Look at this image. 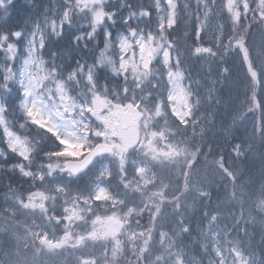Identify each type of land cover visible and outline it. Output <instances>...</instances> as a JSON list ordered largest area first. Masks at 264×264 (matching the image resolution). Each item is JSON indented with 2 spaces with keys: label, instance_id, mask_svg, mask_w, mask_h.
<instances>
[{
  "label": "trees",
  "instance_id": "obj_1",
  "mask_svg": "<svg viewBox=\"0 0 264 264\" xmlns=\"http://www.w3.org/2000/svg\"><path fill=\"white\" fill-rule=\"evenodd\" d=\"M124 1L126 6L124 9L128 10L145 2V0ZM248 1L254 8L247 6V12L240 14V22L235 23L236 28L235 24L230 27V35L223 44L212 46L207 48L208 51L199 53L196 52L197 44L193 40L195 24L192 5L184 0L176 2L175 22L167 32L169 53L170 56L175 54L178 58L182 74L181 84L187 94L192 119L201 114L206 115L202 120H190L192 126L181 125L170 117L164 95L166 86L160 71L162 66L157 63L158 57L155 56L150 62L148 75L143 70L138 74L137 70L129 66L126 72L127 79L122 83L104 69H97L94 80L95 95L102 110H112L117 105L127 104L129 101L127 97L130 94L127 93V96L126 92L132 89L133 98L141 99L138 106L141 121H150L154 128L158 126L166 136H170L173 157L172 160L164 159L153 164V180L139 189L124 184L129 176L127 169L120 171L115 164L107 162V186H110L112 193L121 200L113 212L122 216L123 222L113 237L104 236L95 241H87L88 250L74 247L76 264H170L168 252L158 240V235L161 233L174 239L175 243H185V237L190 236L191 239L187 243L192 248V254L202 260L192 237L194 208L199 206H201L199 218L204 225L211 216L227 217L233 214L240 223L236 227L241 228L239 236L241 248L256 252L264 262V214L253 211L252 198L243 192L248 189L247 185L256 182L261 184V180L264 179L262 172L264 162L260 159L261 153H264L261 149L262 146L264 147V74L259 68V65L263 66L264 61V25L261 26L260 6L256 0ZM29 3L31 8L26 6ZM53 3L63 8H70L75 19L73 26L78 28L81 24L85 32L90 30L93 24V13H99L102 6L101 1L94 3L89 1L88 7L84 8V11H79V7L83 5L78 7L76 0H68L67 3L65 0H23V2L18 0L17 15L23 18L32 9L41 12L43 6ZM15 23L19 27V19H16ZM63 27L66 31L63 40L55 43L49 41V47L42 49V55L49 59L50 50L62 53L64 59L57 58L56 64L58 66L62 64L61 71L67 75L70 72L67 69L71 66L64 68L65 65L76 64L77 61L85 63L91 59L92 54L101 44L102 25H97V30L100 29L93 39L87 42V49L72 48L70 52L68 46L71 31L68 30L67 24ZM117 29L125 30L124 25L118 26ZM13 43L17 42L13 41ZM18 44L20 51L14 63L5 59L7 53H0V63L4 65L0 68L3 70L0 84L4 83L5 75L11 74L13 79L8 83L14 90L19 84L17 61L22 51V44L19 42ZM132 51L133 49H130L131 54ZM9 66L11 73L6 71ZM210 81L214 82L213 87ZM206 91L208 93H205ZM212 94L217 98L215 99ZM237 96L240 102L236 104L239 106L242 104L246 109L243 115L253 120L252 128L246 134L251 148L240 142H233L231 146L226 144L221 150L214 148L216 145L212 148L207 146V141L210 146L213 142H220L221 134V128L218 130L214 123L217 115L213 114L212 110L210 111L212 114L208 113V108H215L222 98L228 97L232 100L238 99ZM15 97L14 92L12 98ZM157 105H160L159 110H156L159 114L155 120H152ZM223 106L225 108L226 104ZM102 110H99L98 114ZM6 120L10 121L12 129L22 138L25 136L28 138L29 146H37V151H34L30 157L32 161L41 160L39 157L42 154L39 150L41 146L43 151L44 148L50 151L59 148L54 137L41 139L42 135H46L42 129L34 125H26L25 129L20 128V124L24 122V114L20 108L10 109L6 114ZM102 124L104 126V121ZM106 129L109 127L107 126ZM198 132L202 136L199 137L198 146L192 147L190 140ZM238 132L240 134V130ZM107 135L110 136V133ZM206 135H209L213 142L206 139ZM232 138L241 140L238 133ZM104 139L114 143L112 136L111 139ZM252 140L256 141L252 142ZM0 150L8 156V159H2L3 162L0 163H6L8 160L15 163L19 160L14 153L8 152L1 130ZM66 153L68 154L67 151ZM79 153L74 152L69 155L75 156ZM1 158L2 155L0 161ZM90 169L82 175L70 178L68 193L75 191L79 195L90 196L89 182L86 181L89 187H84L80 183V180L85 181L87 174L91 173ZM6 173L4 168L0 170L1 175ZM236 174L239 176L238 179ZM10 175L15 178L16 185H10L9 199L15 210L23 216V220L16 219L8 210H0V264H44L42 260H45V264H57V260L66 264L55 248L48 249L43 241L34 238L29 223L31 214L36 212L37 208L41 209L42 222L46 218L51 232L65 235L66 232L74 231L73 235L77 236L88 233L92 228L90 219L97 213L95 203L93 205L79 203L83 209L78 213L71 197L67 194L50 192L44 193L41 198L37 196L39 188H32L29 180L19 178L14 173ZM205 175H208L212 181L203 183ZM217 175L225 181L226 191L219 186L215 187L218 181ZM196 179L202 180L199 182ZM18 182L21 187L17 185ZM206 196L208 201L203 200ZM63 199L66 205L61 202ZM33 202L38 203L39 206L36 205L34 209L29 207Z\"/></svg>",
  "mask_w": 264,
  "mask_h": 264
},
{
  "label": "rangeland",
  "instance_id": "obj_2",
  "mask_svg": "<svg viewBox=\"0 0 264 264\" xmlns=\"http://www.w3.org/2000/svg\"><path fill=\"white\" fill-rule=\"evenodd\" d=\"M89 1L92 3L101 1L102 6L99 9V13L115 12L114 19L116 20V24L112 25L108 23L107 18L104 19L101 24V45L99 49L93 53L88 62L82 63L85 65V68L82 74H78V83L72 82L66 85L68 88L67 95L70 98L69 103L76 104L77 106L71 113L65 112L63 120L53 116V120L58 125L60 135L68 141L64 144L63 153L60 156H50L47 160L44 159L47 165L52 166V168L47 167L45 172L37 168V166H41L40 163L22 161L12 164L11 170H14L23 178H32L38 182H47V184L40 185L42 187L41 193H66L67 196L71 197L74 205L76 201H88L89 203L96 201L98 206L106 208L107 204L108 207H111L117 203L119 198L114 196L103 184L106 182L103 179L106 178V167L104 163L109 162L112 165L115 164L120 171L127 169L129 176L124 184L134 189H139L150 184L153 180V164L164 159L172 160L173 145L170 144L172 143L170 136H166L161 128H158V126L154 128V125L152 126L148 120L143 121V124L140 123L141 113L137 108H134L138 104V100L132 102V105H120L115 106L112 110H102L99 100L94 94L95 85H90L86 79L88 65L94 66V73L98 67H101L109 74L124 80L125 77L127 78L126 71L129 66L137 70L138 74L141 69L148 72L149 62L155 59L156 56L158 57L157 63L162 66L160 71L163 77L162 79L166 84L165 97L170 114L176 122L185 124L190 117V110L187 97L180 85L182 75L178 65V58L175 54L170 56L167 45V32L174 24L175 4L177 1L145 0L142 5H135L131 9H127V11L124 10V0H86V3ZM184 1L192 4L195 24L193 40L197 44V49H201L200 52H204L205 49L212 46L217 47L222 45L224 39L230 35V27L236 22H240V14L244 12L242 9L243 6L247 4L248 8H254L248 0H246L245 4L241 0ZM256 2L260 6L261 14L264 11V0H256ZM65 9L70 8H63L61 5H55V3L52 5L46 4L43 6L42 11H36L35 15L42 18L41 27L43 28L44 16L49 21L55 19L59 24ZM145 13H150V15H146ZM72 14L73 12L70 9L69 19L73 24L75 19L72 17ZM125 16L132 17L128 24L123 23ZM120 25H124L125 30L117 29ZM262 25H264V20L261 18ZM80 26L82 25L79 24ZM105 28L112 32V40L108 43L107 47H105L104 39ZM132 29L135 30V35L131 34L130 30ZM28 31H31V28ZM27 35L28 33H26L24 39L19 41L22 44V51L18 58V80L19 83L23 81L24 84L28 83L29 77V73L25 72L23 63L28 58V53L25 51ZM125 37L130 47L122 50L119 41ZM39 39L40 37L38 35L36 37V55L38 58L43 59L47 65L48 61L41 55ZM130 49H133L132 54L130 53ZM166 53L167 55H165ZM48 67L50 69L51 65H48ZM30 70L35 71V66H31ZM2 72L3 70H0L1 76H3ZM210 82L212 84L211 87H213L214 82ZM53 97L57 104H59V95L53 92ZM26 99L31 104L33 97L29 96ZM47 103L51 105L52 101L48 100ZM88 109H92V111L89 112ZM99 110H102L100 114H98ZM60 111H63V109L61 108ZM158 114V111H155L152 120H155ZM205 116L201 114L194 119L196 121L199 119L202 120ZM102 121H104V126ZM110 125L111 127L109 129H105V127ZM9 127L12 129L11 125ZM0 130L4 137L3 126H0ZM107 133H111L114 137V143L111 146L112 151L109 155L101 157L102 159L96 163L97 168L93 170V173L97 171L96 175L93 177L90 174L86 178L92 187L91 197L85 195L78 197V193L75 191L68 193L66 188L59 182H52L48 179L49 176L52 180L57 176H63L61 167L66 157V151L88 150L93 143L97 142V139H111V135L109 136ZM57 151L59 150L53 152ZM21 163H23V170L17 167ZM25 172H30L31 174L25 175ZM204 179L203 183H209L211 180L208 175H205ZM196 180L200 182L202 179ZM37 196L42 198L41 194ZM203 200L208 201V196ZM64 201L63 199L62 202ZM200 207L194 208V211L197 212H195L196 219L197 216L199 217L198 208ZM255 207L260 213L264 214V198L256 199ZM108 213H102V215H97L94 218V230L92 232H94L95 236L100 237L109 231L105 222ZM31 216L34 220L31 223L33 235L39 241H43L48 249L52 248V246L47 243L57 246L56 248L59 246V248L62 247L63 256L61 260L66 264H76L72 250H69L72 247L71 244H73L70 242V239H72L70 236L71 232L69 235H66L65 239L63 238L61 240V243H55L52 239L53 235L48 231L49 229L40 223L43 218L39 212H33ZM235 221L236 218L233 214L227 217L211 216L206 221V225L203 223L200 225L196 221L198 225L193 227L192 237L198 246L197 252H200L202 260L195 258L192 254V248L187 243L191 239L190 236L185 237V243H175L174 239L161 233L158 235V240L166 248L171 260L170 264H264L256 252L246 251L241 248L239 243L241 228L236 227ZM66 244L69 247L64 248L63 246ZM42 261L44 264L46 263L45 260ZM56 263L62 264L58 260Z\"/></svg>",
  "mask_w": 264,
  "mask_h": 264
},
{
  "label": "snow or ice",
  "instance_id": "obj_3",
  "mask_svg": "<svg viewBox=\"0 0 264 264\" xmlns=\"http://www.w3.org/2000/svg\"><path fill=\"white\" fill-rule=\"evenodd\" d=\"M23 2V0H20ZM67 3L68 0H65ZM17 3L18 0H0V53H7L5 57L6 60L15 62V57L19 53V44L18 42L21 39L25 38V33L27 32V40L25 44V51L28 53V58L24 60V69L25 72L29 73L28 83L24 84L21 81L17 88L14 90L9 86V81L13 79L11 74H8L4 78V83L0 84V126H3L4 137L7 144L8 152H12L17 155L22 162H31L30 157L34 151H37V146H29L28 138L25 136L21 138L20 134L13 131L9 125L10 121L6 120V114L10 109L20 108L24 114V122L20 124L21 129H25L26 125H34L39 129H42L46 135H42L41 139H48L49 136L54 137L56 143L59 145V151L57 152H48L43 151L42 146L39 149L42 152L43 158L47 160L50 156H60L63 153L64 144L68 141L65 137L61 136L58 131V125L53 120V116L57 119L63 120L64 113H71L72 110L77 106L76 104L69 103L70 98L68 97V88L67 84L72 82L78 83V74H82L85 68L84 64H80L78 69H73L65 77L61 71L63 65H57L56 60L60 58L64 59L62 53L57 52L56 50H50V58L45 64L43 59L37 57V48H36V37L39 35V47L40 49H46L49 47V41L53 43L63 40L66 35L65 24L68 25V30L71 31L70 44L68 46L69 52L72 48L79 49L83 47L87 49V42L92 40L97 32V25L102 24L104 19L107 18L108 23L115 25L116 20L115 12L112 13H93V24L87 32L81 31L76 28L71 23L69 19L70 9H65L63 16L61 17L59 24L55 19L51 21L48 20L46 16L43 17L44 27H41V17L35 15V10L32 9L31 12L26 14L23 18H19L17 15ZM79 11H84V8H87L88 5L86 0H76ZM31 8V4L26 5ZM91 10V9H89ZM150 15V13H145ZM131 16H125L123 23L128 24ZM19 19V27L16 26L15 20ZM31 28V31L28 29ZM61 29V30H58ZM132 35H135V30H130ZM79 33V35H77ZM119 38V37H118ZM104 39L105 47L108 46V43L112 40L111 30L105 28L104 30ZM16 41L17 43H13ZM122 50H126L130 47L126 42V37L119 41ZM5 44L7 47H5ZM201 49H196V52L199 53ZM208 51V49H205ZM167 55V53L165 54ZM48 65H51L49 69ZM31 66H35V71L30 70ZM4 67L0 63V68ZM92 65H88V73L86 79L90 85H94V71ZM147 67V66H146ZM8 73H11V67L9 66L6 69ZM255 76V73H253ZM47 82V84H46ZM16 93L15 99H13V93ZM53 92L59 95L60 103L57 104L56 100L53 97ZM32 96L33 100L31 104L28 103L27 97ZM48 100L52 101V104L47 103ZM63 111H60V109ZM89 112L92 109H88ZM0 155L4 159H8L7 153L0 150ZM46 167L52 168L51 165H45ZM11 165L9 170H11ZM18 168L23 170V163L17 165ZM73 172H76L77 169H72ZM30 172H25V175H30Z\"/></svg>",
  "mask_w": 264,
  "mask_h": 264
},
{
  "label": "bare ground",
  "instance_id": "obj_4",
  "mask_svg": "<svg viewBox=\"0 0 264 264\" xmlns=\"http://www.w3.org/2000/svg\"><path fill=\"white\" fill-rule=\"evenodd\" d=\"M18 9V8H17ZM19 10V9H18ZM261 18H264V13L262 11V13L260 14ZM27 33V32H26ZM25 33V35H26ZM73 64V63H72ZM68 64L65 65L64 68H68V71H71L73 69H76L79 65L76 64ZM82 64V63H80ZM263 66H264V61L262 62ZM259 65L260 68V72L262 74H264V67ZM63 73V72H62ZM205 93H208V91H206ZM213 95V94H212ZM214 98L216 99L217 96L213 95ZM225 96V95H223ZM238 98V96H237ZM236 102H240V98L236 99L233 98L232 100L229 99L228 97L226 98H222L220 99V102H218V105H216L215 108H208V113H210V111L212 110L216 116V119L214 120L215 126L217 127V129L219 130L221 128V134H220V142H213L211 137H208L206 135V139H209L211 142H213L210 146V143L207 141V146L209 147H213L216 145V147L214 148H219V150L222 149V147H224L226 144L227 146H231V143L233 142H240L242 145L246 146V147H250L251 148V144L249 145L247 139H246V134L250 132L251 128H252V124H253V120L252 118L243 115V113L245 112V108L242 107V104H240V106L238 104H236ZM224 104H226V109L224 108ZM219 108V109H218ZM212 114V113H210ZM210 120V119H209ZM208 120V121H209ZM212 127V125L210 126V128ZM238 130H240V134L238 132ZM238 133V135H240L241 140L239 139H234L232 138V136L234 134ZM202 136V134L200 132L196 133L194 135V137H192V139L190 140V144L192 145V147H196L198 146V140L199 137ZM256 140H252V142H255ZM207 147V148H209ZM264 151V147L262 146L261 148ZM45 151H50L48 148H44ZM260 159L264 162V153H261L260 155ZM1 158L0 162H3ZM20 160L16 161L15 163H18ZM14 161H7L6 163H0V170H2L3 168L7 171L6 174H0V210H8L11 212V214L18 220H23V216L17 212L13 206V204L11 203L10 199H9V188L11 184H15L16 185V180L15 178L10 175V173H14L15 175H17V177L21 178L20 175H18L17 172H15L14 170H9V166L12 164H15ZM263 175H264V170H262ZM23 178V177H22ZM236 178L238 179L239 176L238 174H236ZM29 180L30 185L32 188H36L37 187V183L38 181L33 180L32 178H24ZM216 179L218 180L216 182L215 187H220L221 189H224L225 191L227 190V188H224L225 186V181L223 179H221L220 176H216ZM24 181V180H23ZM87 180H80V183L85 187L88 186L89 184L86 183ZM262 181V182H261ZM260 182H256V183H252L247 185L246 190H243V192L245 193V195L249 196V198H252V202H253V211H255L256 213L260 214V211L255 207V201L256 199L259 198H264V179H262ZM17 185H20V182L17 183ZM21 187V185L19 186ZM8 190V191H7ZM200 209L201 207L198 209V214L200 213ZM195 210V209H194ZM196 212V211H194ZM197 213V212H196ZM202 224L200 218L197 216V219L195 217V215L192 218V226L195 227L197 224ZM236 225H240V223L237 221H235ZM32 235H33V231H32ZM34 236V235H33ZM34 238L36 240L37 237L34 236Z\"/></svg>",
  "mask_w": 264,
  "mask_h": 264
},
{
  "label": "water",
  "instance_id": "obj_5",
  "mask_svg": "<svg viewBox=\"0 0 264 264\" xmlns=\"http://www.w3.org/2000/svg\"><path fill=\"white\" fill-rule=\"evenodd\" d=\"M110 152V148L106 143H97L88 153H86L79 160H68L64 163L65 170L69 171L71 174H78L84 171L92 162L93 158L101 155L107 154ZM77 169L76 172H73L72 169ZM110 222L113 221L109 219Z\"/></svg>",
  "mask_w": 264,
  "mask_h": 264
}]
</instances>
